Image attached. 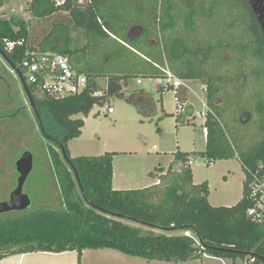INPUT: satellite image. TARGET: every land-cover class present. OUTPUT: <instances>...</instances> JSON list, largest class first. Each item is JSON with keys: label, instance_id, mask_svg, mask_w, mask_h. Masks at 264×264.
Wrapping results in <instances>:
<instances>
[{"label": "trees", "instance_id": "1", "mask_svg": "<svg viewBox=\"0 0 264 264\" xmlns=\"http://www.w3.org/2000/svg\"><path fill=\"white\" fill-rule=\"evenodd\" d=\"M29 11L37 20L66 11L83 31L84 45L74 50L47 45L55 29L65 28L53 22L47 32L43 25L45 40L35 47L26 21L0 19V55L8 66L21 76L27 50L57 53L79 68L87 85L79 94L54 99L24 84L43 136L60 152L50 149L61 200L58 211L41 209L0 220V261L74 252L80 264L85 250H115L148 262L182 263L208 255L264 263V223L246 215L253 206L247 185L253 177L264 181V37L262 20L247 0H63L60 5L31 0ZM19 40L22 46L5 50V42ZM166 70L206 87L205 150L176 151L165 172L157 167L159 175L151 174L154 185L114 190L117 153L71 156L68 144L84 126L75 117L86 118L95 106L123 98L130 80L163 78ZM97 79H104L105 86L100 88ZM126 101L144 115L153 103L144 89L131 91ZM192 112L187 105L175 122L186 125ZM200 158L208 164L239 162L244 180L236 204L208 203L207 183L194 184L188 164ZM129 223L160 233L145 234Z\"/></svg>", "mask_w": 264, "mask_h": 264}, {"label": "rangeland", "instance_id": "2", "mask_svg": "<svg viewBox=\"0 0 264 264\" xmlns=\"http://www.w3.org/2000/svg\"><path fill=\"white\" fill-rule=\"evenodd\" d=\"M53 2L60 5L63 0ZM30 3L31 0H4L0 8V19L8 20L14 16L26 21L30 27L29 41L35 47H39L45 40L41 31L43 25H47V32L53 22H62L65 28L55 29L46 41L47 45L68 47L71 50L84 45L83 31L74 26L66 11H60L52 18L37 20L29 11ZM97 84L102 88L106 83L101 79ZM185 84L188 86L187 104L195 112L203 110L205 93L201 91L202 83L188 81ZM138 89H144L153 99L148 115H144L126 101L131 91ZM123 93V98H111L103 107L95 106L88 117H75L83 119L84 127L81 135L69 143L73 154L77 157H96L104 153H125L115 164V169L117 172L120 169L131 170L137 176L150 163L159 162L168 169L173 154L178 150L190 153L205 150L204 121L193 119L181 127L175 123L177 109L172 90L160 94L154 90L152 79H146L142 80V85L130 80ZM108 107L113 110V114H107ZM50 149L60 153L43 136L19 76L0 55V202L7 201L16 187L17 160L25 152H29L33 160L32 171L22 190L23 194L29 197L31 207L25 211L1 216V221L41 209L59 210L60 186L51 162ZM191 170L194 184L207 183L208 203L211 206L228 207L241 199L244 174L237 160L215 161L209 166L205 159L200 158L193 160ZM129 224L141 228L145 234L148 231L160 233L156 229L135 223ZM245 260L239 258L233 263L231 260L204 255L182 263L148 262L125 256L115 250H85L80 264H246ZM15 263L16 258L7 257L6 262L2 264ZM23 264H77V260L74 252H68L30 258Z\"/></svg>", "mask_w": 264, "mask_h": 264}, {"label": "built area", "instance_id": "3", "mask_svg": "<svg viewBox=\"0 0 264 264\" xmlns=\"http://www.w3.org/2000/svg\"><path fill=\"white\" fill-rule=\"evenodd\" d=\"M23 45V41L5 42V50L11 52L16 47ZM15 71V70H13ZM21 78L25 85L33 86L44 96L62 99L66 96H72L81 93L86 85L87 79L84 74L80 73L79 68L73 65L69 58L57 53L40 52L38 50H27L25 57L20 65ZM17 74V73H16ZM154 90L163 94L172 90L175 96L177 115H184L187 101L182 99V95L187 97L188 86L186 81H182L174 77L169 71H165V77L154 78ZM137 85L142 84V80H136ZM201 91L206 93L204 84L201 86ZM209 109L206 100L203 102V110L195 112L193 109L192 116L187 119L206 121ZM113 113V110L107 108V114ZM203 133L206 135V129L203 128ZM193 161H189L191 165ZM213 165V162L208 164ZM249 195L248 198L252 201L253 206L248 209L247 217L257 224L264 223V181L253 177L251 183L247 185ZM185 236H189L185 233ZM254 259L250 258L248 264H253ZM247 264V263H246ZM264 264V263H262Z\"/></svg>", "mask_w": 264, "mask_h": 264}, {"label": "crops", "instance_id": "4", "mask_svg": "<svg viewBox=\"0 0 264 264\" xmlns=\"http://www.w3.org/2000/svg\"><path fill=\"white\" fill-rule=\"evenodd\" d=\"M99 80H101V79H97L96 82H98ZM187 101H188V95H187ZM111 114H113V113H111ZM177 127L178 126L176 125V128ZM205 142H206V136H205ZM68 147H69V151H70L71 156L77 157L76 154H73V152L71 151V147L69 146V144H68ZM154 148H155V146H153V149ZM178 151H180V150H178ZM180 152H183V151H180ZM115 153H117V154L114 157L113 163H112V167H113L112 188L114 190L142 189V188L154 185V184H156L157 180L155 178L151 177V174L159 175V173H157L155 171L157 169V167H161L164 172L167 170L163 166H161V164H159V162H157L158 161L157 160L156 162L158 164L157 163L156 164L150 163V165L147 168L142 170V172L137 175L138 177L133 172H131V170L126 171L125 169H120L117 172V170L115 169V166H116L115 164L117 163L119 158H122L121 156L123 154H124L123 156H125V153H122V152H115ZM185 153H190V152H185ZM190 166H192V164ZM66 253H68V252H66ZM62 254H64V253H62ZM45 255H49V254L48 253H32V254H23V255H12V256H9L8 258H16L15 264H23L27 259L39 257V256H45ZM82 256H83V253H82ZM6 260H7V258L1 260L0 264H2L3 262H6Z\"/></svg>", "mask_w": 264, "mask_h": 264}, {"label": "water", "instance_id": "5", "mask_svg": "<svg viewBox=\"0 0 264 264\" xmlns=\"http://www.w3.org/2000/svg\"><path fill=\"white\" fill-rule=\"evenodd\" d=\"M20 80L25 90L24 82L21 78ZM25 93L27 94L26 90ZM27 98L29 100L30 107L33 109V104L28 95ZM15 168L18 175L16 180V187L10 193L7 201L0 202V215L12 212L25 211L31 207V201L29 197L24 195L22 190L23 185L33 168L32 155L29 152L23 153L21 157L17 160Z\"/></svg>", "mask_w": 264, "mask_h": 264}, {"label": "flooded vegetation", "instance_id": "6", "mask_svg": "<svg viewBox=\"0 0 264 264\" xmlns=\"http://www.w3.org/2000/svg\"><path fill=\"white\" fill-rule=\"evenodd\" d=\"M247 2L253 7V11L259 14L262 20L260 23V28L264 37V0H247Z\"/></svg>", "mask_w": 264, "mask_h": 264}]
</instances>
